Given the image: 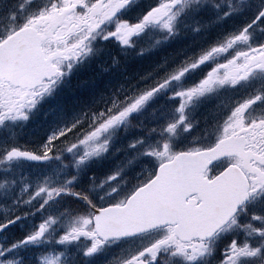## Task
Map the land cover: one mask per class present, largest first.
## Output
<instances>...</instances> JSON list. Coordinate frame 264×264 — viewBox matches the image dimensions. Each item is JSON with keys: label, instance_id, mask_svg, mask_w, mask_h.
I'll list each match as a JSON object with an SVG mask.
<instances>
[{"label": "snow or ice", "instance_id": "snow-or-ice-1", "mask_svg": "<svg viewBox=\"0 0 264 264\" xmlns=\"http://www.w3.org/2000/svg\"><path fill=\"white\" fill-rule=\"evenodd\" d=\"M0 26V264H264V0H0ZM94 61L119 75L71 87Z\"/></svg>", "mask_w": 264, "mask_h": 264}, {"label": "rangeland", "instance_id": "rangeland-1", "mask_svg": "<svg viewBox=\"0 0 264 264\" xmlns=\"http://www.w3.org/2000/svg\"><path fill=\"white\" fill-rule=\"evenodd\" d=\"M2 28V26H0ZM87 67L77 69L71 76L70 81L68 82L71 87H75L79 80L81 79H91L95 77L98 82H102L104 80L110 79L113 77V73L119 75V69H112L108 73H104L100 68L96 66V62L94 61L91 65H86ZM68 85H66L64 90H67ZM62 90V91H64Z\"/></svg>", "mask_w": 264, "mask_h": 264}]
</instances>
